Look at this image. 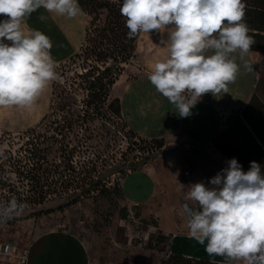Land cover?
<instances>
[{"label": "clouds", "instance_id": "1", "mask_svg": "<svg viewBox=\"0 0 264 264\" xmlns=\"http://www.w3.org/2000/svg\"><path fill=\"white\" fill-rule=\"evenodd\" d=\"M43 8L68 19L82 14L78 0H0V107L34 109L42 94L58 80L53 42L30 29L26 18ZM128 38L152 31L168 32L166 52L152 65L148 79L175 105L179 116L205 94L229 92L240 73L236 55L245 57L254 44L245 22L243 0H123ZM41 15L40 20L44 21ZM171 26V27H169ZM190 185L183 205L190 236L207 241L210 256L242 264H264V175L252 161L247 172L233 158L209 181ZM27 207L15 199L0 206V222L19 216Z\"/></svg>", "mask_w": 264, "mask_h": 264}, {"label": "rangeland", "instance_id": "2", "mask_svg": "<svg viewBox=\"0 0 264 264\" xmlns=\"http://www.w3.org/2000/svg\"><path fill=\"white\" fill-rule=\"evenodd\" d=\"M49 17V21H46L44 33L50 37L53 42L51 50L57 48H63L64 52L69 54L76 52L82 41L84 35V28L87 23V17L83 14L68 19L66 17L58 16L60 26L56 24V20L51 14H46ZM5 17L0 16V20ZM53 23V24H52ZM40 24L37 22V14L31 15L29 28L40 30ZM55 26L56 28H52ZM58 27V28H57ZM171 27V26H169ZM54 29V30H53ZM41 31V30H40ZM158 33V37L152 40L150 39L149 54L146 52L145 36L150 35L141 33L134 44V50H132V58L127 64L120 65L121 76L123 80L131 83V93H140L143 99H156L153 104V113L149 115L150 120H157L163 122L160 118L163 112L164 104L172 108V119L177 121L179 125V132L186 137L185 141L189 143L201 142L205 137L216 136L220 132H223L226 128L227 135L223 139H218L217 143L225 150L229 148H236L242 141L239 150H249L247 147L248 141L244 138V132L241 129V122L236 119V114L243 108L249 105L252 96L259 99L262 106H264V55L258 53L249 52L245 57L248 64L251 65V70L244 68V62L236 55V62L240 64V73L236 81L229 85L228 93H221L218 96L212 97L213 105L219 106L225 104L229 107L240 105L244 102L243 107L231 111L234 114L224 118L221 123V130L218 132L217 115L213 114V123L210 126L211 129H207V132H203L202 136L195 135L191 129L187 127L185 118H181L175 107L171 104L167 98L158 93L155 87H151L149 79H141L140 74L145 66L143 57L148 58L153 52L160 51L161 58L166 55V41L168 39V32L153 31ZM161 35V36H160ZM160 36V37H159ZM160 38V40H159ZM164 49V50H163ZM148 54V57L147 55ZM64 59L61 63L56 64V72L58 74V80L54 83H58L64 86L68 92L74 94L72 99H69V103L73 100H80L83 97L74 90V78L75 71H78V62L66 61ZM114 69V66L111 65ZM120 78V77H119ZM136 80V81H135ZM138 82V83H137ZM53 83V82H52ZM137 84V85H136ZM123 90L124 87L117 89L115 93ZM49 93H43L40 97L43 101L47 98ZM40 98L38 101H40ZM38 109L40 116L48 111V104ZM78 104V103H77ZM80 105V104H78ZM76 105L78 108L80 106ZM77 107H71L74 111H77ZM75 111V112H76ZM47 124L57 120L61 122L60 117L62 113L56 111L55 105L51 107V113L49 112ZM33 118H35L33 116ZM39 118V117H38ZM41 118V117H40ZM39 118V119H40ZM39 119L34 120L36 125ZM188 117L186 118V120ZM226 119V120H225ZM180 121V122H179ZM233 124V125H232ZM228 125H231L228 127ZM55 125L52 126V129ZM88 127V128H87ZM154 127L158 130L162 129L163 124L154 123ZM18 130L10 132L12 136L6 135L5 131L0 132V165L6 172L11 171L10 164L6 159L8 152L12 154L21 145L24 140L22 136H18L23 127H17ZM81 125L73 128L71 136V145L76 146L77 154H73L72 166L77 170L81 168L94 169L91 173L92 179L101 182L95 189L82 198L78 203L64 208L63 210L53 211V213L47 215H30L32 212H38L39 210L55 207L61 201L53 199L48 201L42 207L29 206L19 215L13 217L8 224H0V243L12 242L18 245L20 249H26L31 240L35 236L34 223L37 219L45 218L43 222L39 221L41 229H55L59 232H66L77 239H79L86 247L90 258V264H172L174 261L168 254L167 240L168 238L162 234L158 229V217H161L164 213L162 209L161 196H156L147 205L132 206L125 203L120 191V183L122 179L131 171L141 168L144 165H152L157 171H160L162 167V161L165 154H169L166 149H163L164 140L156 137V133H152L153 136L148 138L146 134L135 132L130 129V126L126 123L122 116L116 118L112 116V119L108 122L97 120L94 117V121L86 124L85 127L80 130ZM157 131V130H156ZM155 131V132H156ZM77 132H79L77 134ZM218 132V133H217ZM192 133V136H191ZM205 133V134H204ZM48 134H52L49 130ZM17 135V136H16ZM151 135V134H150ZM169 135V133H168ZM78 139H74L75 137ZM209 138V139H210ZM212 145V144H211ZM212 147H214L212 145ZM215 148V147H214ZM216 149V148H215ZM55 145L53 151L49 155V160L56 161L58 164L59 153L55 151ZM170 155L173 148L170 149ZM217 150V149H216ZM180 149L179 153H183ZM176 154L178 153L175 152ZM174 154V153H173ZM255 160V157H254ZM63 163L59 164L61 170ZM248 171L250 166H245ZM261 173L264 175V167H261ZM194 180L200 181L204 179L202 174L197 171H192ZM6 183H13L16 188L18 187L17 178L15 176L10 177ZM5 186L0 187V193L8 196L10 193ZM5 203L1 206L7 205ZM191 206L192 202H187ZM35 220V221H34ZM33 221V222H32ZM165 222V220H162ZM163 222V223H164ZM205 249H200V251ZM199 255L207 253L206 251L196 252ZM206 255V254H204ZM203 255V256H204ZM209 255V254H208ZM202 257V256H200ZM193 258V257H191ZM203 259V258H194ZM205 260V259H203ZM186 260L179 261L175 264H186ZM0 264H16L13 261L0 255ZM238 264V263H235Z\"/></svg>", "mask_w": 264, "mask_h": 264}, {"label": "trees", "instance_id": "3", "mask_svg": "<svg viewBox=\"0 0 264 264\" xmlns=\"http://www.w3.org/2000/svg\"><path fill=\"white\" fill-rule=\"evenodd\" d=\"M78 3L83 15L87 17V23L78 51L67 60L78 62L79 70L75 71L73 85L74 90L83 98L69 103L68 100L72 99L74 94L58 83L51 84L48 111L36 125L17 134L24 140L15 152L12 154L8 152L6 156L11 171H4L0 165V187H7V193H10L8 196L0 193V206L12 199L18 203H26L27 207H42L53 199L61 201L55 207L51 206L30 214L47 215L78 203L101 182L99 178L97 181L92 179L93 168L77 170L72 166L73 154H77L78 147L71 145L70 135L73 128L79 125L80 130L85 127L87 131L86 124L93 122L94 117L103 122H108L112 116L120 118V102L118 98L112 97V88L121 76L120 65L127 64L132 58V50L140 34L128 38L129 30L125 26V17L120 13L123 0H78ZM243 3L249 35L255 41L249 52L264 55V0H243ZM53 105L57 112L62 113L60 117L62 120L58 124L57 120L53 122L51 120L47 124L48 113H51ZM73 106L77 107L76 112L71 108ZM232 114L234 113L231 112L229 115ZM236 119L242 124L241 129L245 140L248 141L249 150H239L244 141L236 148H229L228 151L217 143L218 139H223L227 135L228 128L210 138L209 142L228 160L235 158L245 172H247L245 166H250L252 161L264 167V106L257 97L252 96L249 105L236 114ZM53 125L55 126L52 129ZM49 130L52 134H48ZM5 134L13 135L10 132ZM54 145L55 151L59 153L58 164L48 158ZM61 162L63 165L59 170ZM12 176L17 178V188L13 183H6L7 180L11 182ZM9 222L11 220L0 224ZM171 258L174 261L172 264L183 260H186V264H212L202 259H187L181 256Z\"/></svg>", "mask_w": 264, "mask_h": 264}, {"label": "crops", "instance_id": "4", "mask_svg": "<svg viewBox=\"0 0 264 264\" xmlns=\"http://www.w3.org/2000/svg\"><path fill=\"white\" fill-rule=\"evenodd\" d=\"M33 14H37V22L40 24V26H38L44 33L45 22L49 21V17L46 16L48 13L41 8L31 15ZM41 15L46 17L44 21L40 20ZM51 16L53 17L51 19H55L56 24L60 26V22L57 20L58 16L54 14H51ZM30 19L31 16L26 18V25L28 28ZM52 28L56 27L52 26ZM161 35H163V32H161ZM157 37L158 33L153 31L147 38L146 36L144 37L145 43L147 42L148 44L145 48L148 54V49H151L149 45L150 39L152 38V40H154ZM74 53L69 54L66 50L64 52L61 47L56 50H51L56 64L61 63L64 59H68ZM148 54H146L147 57ZM160 54L161 52L158 51L153 52L148 58L143 57L145 66H143L144 69L139 78L148 79L151 74L152 65L161 59ZM122 78L123 76H120L112 88V97L118 98L120 102L121 116L130 126V129L135 132L146 134L148 138L153 136L152 133H156L157 138H162L164 140L163 149H166L169 153L168 155H164L160 171H157L152 165H144L141 168L131 171L122 179L120 191L125 203L132 206L147 205L154 197H162L161 210L164 213L161 217H158L157 223L158 229L168 238L167 249L170 256H181L187 259L203 258L205 261L212 264H242L241 261H227L225 257L221 256H210L208 253H204L206 255H199L196 253L205 251H200V249L206 248L207 241L202 245L190 236L187 226V217L183 212V205L187 202H192L186 199L189 191L188 187L198 182H203L206 187H211L209 183L211 178L223 168L227 167V161L229 160L212 147L209 142V138L214 134L205 137L201 142L198 141L190 144L188 140L185 141L186 137L184 135L181 136L178 128L182 122L179 121L180 123L178 124L177 121L174 122L171 116L172 108L167 106V110L166 104H164L163 112L160 116L163 122L157 121L160 120L157 118L150 120L149 115L153 113L152 107L156 99L148 98L145 100L143 99L144 97L137 92L129 95L133 80L127 82V80L122 81ZM122 87L125 89L124 92L121 90L115 93L117 89ZM151 87H153L152 84ZM45 93H49L47 98L43 101L40 98V101H37V105L34 109L0 107V132H12L18 130L17 127H23L24 129L21 131L31 128L35 118L39 119L44 115L40 116V111H37V108H42L47 104V101H49L48 104L50 105L51 85L44 94ZM212 97L213 95L210 93L205 94L191 110V116H189L187 120L185 118L187 127L197 136H202L203 132H207V129H211L210 126L213 123V114L217 115L219 132L222 128L221 123L224 121V118H226L231 111L237 110L240 107L242 108L244 104L243 102L239 106L229 107V105H222L221 102V105L216 106L212 103ZM33 116L35 118H33ZM156 122L163 124L162 129L158 130L154 127V123ZM171 147L173 151L170 155ZM180 149L183 150V153H179ZM177 151L178 153L176 154L175 152ZM186 169H188L190 173L188 179L183 176V172ZM192 171L200 172L202 176H204V179L200 181L194 180L195 183L191 182L194 175ZM190 207H193V204ZM44 219L45 218L37 219V223H34L36 234L26 248L28 250V260L26 264H90V258L86 247L79 239L66 232L50 229V227L41 229L42 227L39 221L43 222L45 221ZM162 220H165V222Z\"/></svg>", "mask_w": 264, "mask_h": 264}, {"label": "built area", "instance_id": "5", "mask_svg": "<svg viewBox=\"0 0 264 264\" xmlns=\"http://www.w3.org/2000/svg\"><path fill=\"white\" fill-rule=\"evenodd\" d=\"M183 176L186 179L190 177L188 169L184 170ZM192 203L193 208H197L196 202L192 201ZM0 255L16 264H26L28 260V250L20 249L17 244L12 242L0 243Z\"/></svg>", "mask_w": 264, "mask_h": 264}]
</instances>
